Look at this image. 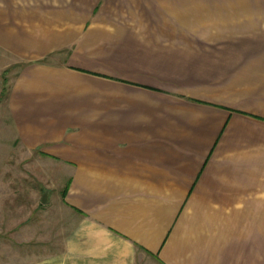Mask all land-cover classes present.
Returning a JSON list of instances; mask_svg holds the SVG:
<instances>
[{
	"label": "crops",
	"instance_id": "obj_1",
	"mask_svg": "<svg viewBox=\"0 0 264 264\" xmlns=\"http://www.w3.org/2000/svg\"><path fill=\"white\" fill-rule=\"evenodd\" d=\"M3 87L58 264H264V0H0Z\"/></svg>",
	"mask_w": 264,
	"mask_h": 264
},
{
	"label": "rangeland",
	"instance_id": "obj_2",
	"mask_svg": "<svg viewBox=\"0 0 264 264\" xmlns=\"http://www.w3.org/2000/svg\"><path fill=\"white\" fill-rule=\"evenodd\" d=\"M60 166L18 145L0 106V264L59 263L75 215Z\"/></svg>",
	"mask_w": 264,
	"mask_h": 264
}]
</instances>
